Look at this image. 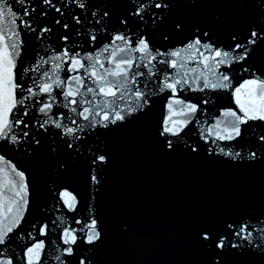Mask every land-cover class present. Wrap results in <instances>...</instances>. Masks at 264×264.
Masks as SVG:
<instances>
[{"label":"snow or ice","instance_id":"obj_1","mask_svg":"<svg viewBox=\"0 0 264 264\" xmlns=\"http://www.w3.org/2000/svg\"><path fill=\"white\" fill-rule=\"evenodd\" d=\"M140 161L206 178L164 261ZM0 264H264V0H0Z\"/></svg>","mask_w":264,"mask_h":264}]
</instances>
